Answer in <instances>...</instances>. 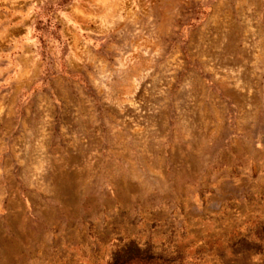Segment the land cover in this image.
Listing matches in <instances>:
<instances>
[{
    "label": "clouds",
    "instance_id": "clouds-1",
    "mask_svg": "<svg viewBox=\"0 0 264 264\" xmlns=\"http://www.w3.org/2000/svg\"><path fill=\"white\" fill-rule=\"evenodd\" d=\"M46 251L264 264V0H0V264Z\"/></svg>",
    "mask_w": 264,
    "mask_h": 264
},
{
    "label": "rangeland",
    "instance_id": "rangeland-1",
    "mask_svg": "<svg viewBox=\"0 0 264 264\" xmlns=\"http://www.w3.org/2000/svg\"><path fill=\"white\" fill-rule=\"evenodd\" d=\"M220 205L216 204L213 205L209 211L210 212H217L220 209ZM228 219H232V216L230 214H226ZM12 254H19V249H11ZM132 256H141L143 259V254L138 252V250L133 246L128 248L127 251H125L119 259L121 261H127ZM39 264H73V261L69 259H64L63 255H56V254H49L47 251L45 252V258L42 261H39ZM137 264H140L138 261Z\"/></svg>",
    "mask_w": 264,
    "mask_h": 264
}]
</instances>
